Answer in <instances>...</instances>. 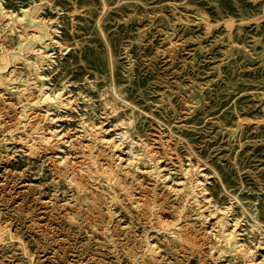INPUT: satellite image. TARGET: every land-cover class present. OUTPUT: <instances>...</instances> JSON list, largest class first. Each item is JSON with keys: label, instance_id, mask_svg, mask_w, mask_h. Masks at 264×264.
Wrapping results in <instances>:
<instances>
[{"label": "rangeland", "instance_id": "obj_1", "mask_svg": "<svg viewBox=\"0 0 264 264\" xmlns=\"http://www.w3.org/2000/svg\"><path fill=\"white\" fill-rule=\"evenodd\" d=\"M0 264H264V0H0Z\"/></svg>", "mask_w": 264, "mask_h": 264}]
</instances>
